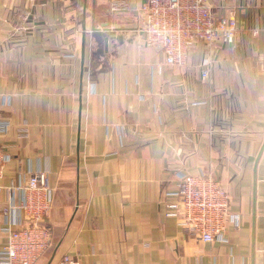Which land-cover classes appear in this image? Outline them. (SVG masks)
Segmentation results:
<instances>
[{
	"label": "crops",
	"instance_id": "0c3cea01",
	"mask_svg": "<svg viewBox=\"0 0 264 264\" xmlns=\"http://www.w3.org/2000/svg\"><path fill=\"white\" fill-rule=\"evenodd\" d=\"M211 1L242 28L179 66L144 43L146 0H0V210L48 173L54 239L37 264L57 246L52 262L264 264V0ZM183 174L228 191L220 239L165 217ZM15 221L2 215L0 248Z\"/></svg>",
	"mask_w": 264,
	"mask_h": 264
},
{
	"label": "built area",
	"instance_id": "2783aa9c",
	"mask_svg": "<svg viewBox=\"0 0 264 264\" xmlns=\"http://www.w3.org/2000/svg\"><path fill=\"white\" fill-rule=\"evenodd\" d=\"M139 22L144 43L160 49L168 64L179 66L187 62L197 44L211 49L219 42H232L242 28L235 12L217 13L211 0H146ZM210 53L202 62L203 78H209L213 70ZM8 161L0 144V179ZM16 189L22 192V201L0 210V221L3 214L13 212L18 224L7 231V241L0 248V264H37L54 239L53 226L47 220L52 194L49 175L33 172ZM163 203L165 217L176 219L190 235L204 242L220 239L227 230L230 196L212 176L183 174L177 191L169 193ZM51 264L81 262L64 254Z\"/></svg>",
	"mask_w": 264,
	"mask_h": 264
},
{
	"label": "water",
	"instance_id": "95a60500",
	"mask_svg": "<svg viewBox=\"0 0 264 264\" xmlns=\"http://www.w3.org/2000/svg\"><path fill=\"white\" fill-rule=\"evenodd\" d=\"M82 56H83V59H84V57H85V35H84L83 45H82ZM263 149H264V144H263V146H262V148H261V150H260L259 156L261 155ZM74 215H75V212H74L73 216H74ZM71 220H72V219H71ZM57 249H58V246H57L56 249L54 250V252H53V254H52V256H51V258H50V260L48 261L47 264H51V262H52V260H53V258H54V256H55V254H56Z\"/></svg>",
	"mask_w": 264,
	"mask_h": 264
}]
</instances>
